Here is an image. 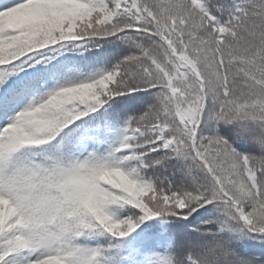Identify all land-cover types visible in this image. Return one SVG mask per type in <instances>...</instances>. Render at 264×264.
<instances>
[{"label": "snow or ice", "instance_id": "snow-or-ice-1", "mask_svg": "<svg viewBox=\"0 0 264 264\" xmlns=\"http://www.w3.org/2000/svg\"><path fill=\"white\" fill-rule=\"evenodd\" d=\"M0 264H264V0H0Z\"/></svg>", "mask_w": 264, "mask_h": 264}]
</instances>
